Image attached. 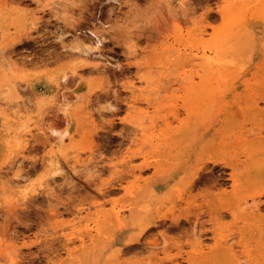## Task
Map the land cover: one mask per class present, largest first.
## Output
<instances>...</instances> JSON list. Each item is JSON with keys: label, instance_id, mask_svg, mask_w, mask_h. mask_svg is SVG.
Here are the masks:
<instances>
[{"label": "rangeland", "instance_id": "rangeland-1", "mask_svg": "<svg viewBox=\"0 0 264 264\" xmlns=\"http://www.w3.org/2000/svg\"><path fill=\"white\" fill-rule=\"evenodd\" d=\"M0 88V264H264V0H0Z\"/></svg>", "mask_w": 264, "mask_h": 264}, {"label": "bare ground", "instance_id": "bare-ground-1", "mask_svg": "<svg viewBox=\"0 0 264 264\" xmlns=\"http://www.w3.org/2000/svg\"><path fill=\"white\" fill-rule=\"evenodd\" d=\"M53 2H55V1H53ZM97 40H100L101 41V38L100 37H97ZM210 62V61H209ZM205 64V63H204ZM211 64H212V62H211ZM208 67H209V64H208ZM216 67V66H215ZM207 68V67H206ZM209 71H207V72H211L210 71V69H208ZM216 70V69H215ZM219 71V70H218ZM217 72V71H216ZM215 73V72H214ZM213 74V73H212ZM80 74L78 73V75L77 76H79ZM214 75H216V74H214ZM68 73L67 72H63V73H61L60 75H58V76H56V77H54V78H52V81L51 82H54L55 84L56 83H58V79H60V80H62L64 83H65V81L67 80V79H69L68 77ZM206 76H207V74H206ZM81 77V76H80ZM208 77V76H207ZM213 78H214V76H212ZM76 78V77H75ZM212 79V78H211ZM68 81V80H67ZM217 81V80H216ZM207 82H208V80H207ZM63 83V84H64ZM214 83V82H213ZM4 84V83H3ZM2 84V85H3ZM59 84H60V82H59ZM64 85H66V84H64ZM5 89L3 90V93H8V96L9 97H11V95H9L10 93H12V92H14V93H16V94H14V95H17V88H16V86L14 85V84H5ZM207 86V85H206ZM205 86V87H206ZM209 87V86H208ZM62 88V87H61ZM1 89V88H0ZM21 91V90H20ZM19 94V93H18ZM5 96H7V94L5 95ZM49 97H51L52 96V94L51 93H49V95H48ZM15 97V96H14ZM8 98V97H7ZM1 99V98H0ZM58 100H60L59 101V105H60V109L61 108H63L64 110H66V112L68 113V108H69V106H71V105H73L72 103H73V101L75 100V99H71V98H67L64 94L63 95H61V97H60V99H58ZM6 102V101H5ZM75 102V101H74ZM2 103V102H1ZM12 103V102H11ZM10 103V104H11ZM16 103H18V102H16ZM3 104V103H2ZM5 104V103H4ZM19 104H22V103H19ZM12 105H14V104H12ZM12 105H10L9 106V108H12L13 106ZM5 106V105H4ZM17 106V105H16ZM21 107V106H20ZM72 107V106H71ZM9 108H6V109H9ZM17 108V107H16ZM28 108H29V106H28ZM0 112H1V110H0ZM8 113H10V114H8L9 115V117H11V118H14V119H21L23 116H24V114H25V112H21V110H12L11 109V111L10 112H8ZM64 113V112H63ZM1 115H2V113H0ZM39 122V121H38ZM40 124V123H39ZM43 125V124H42ZM46 125V124H45ZM5 126H6V130H9L10 129V132L12 133L10 136V138H13L14 140H20V139H22V140H25L27 137H30L29 135H32V133H33V131H38V130H41L44 134L46 133L45 132V129H43L41 126H38V124H37V122L34 120V118H27V119H25V120H20V122H18V123H16V124H13V123H5ZM43 127H44V125H43ZM50 134V133H49ZM52 134V133H51ZM51 134H50V136H51ZM48 135V134H47ZM33 136V135H32ZM50 136H48L49 138H50V142H49V144H57L58 145V143H62V141H63V139H62V136H63V134H61L59 137H57V139L55 140V138L54 137H50ZM52 139H53V141H52ZM4 140V139H3ZM17 140V141H18ZM5 141V140H4ZM53 146V145H52ZM51 146V147H52ZM234 168V167H233ZM214 169V168H213ZM235 169V168H234ZM214 173V172H213ZM212 176H213V174H211ZM236 175H237V173H236ZM217 176V175H216ZM233 176V175H232ZM209 177V176H208ZM20 178H22L21 180L18 178V180H16V182H13V184H11V185H9L10 183H11V181H10V183H8L7 185H9L8 186V189L6 190V191H8L9 192V194H12V195H24L26 192H27V189H28V184H27V179L26 178H23V177H20ZM214 179H215V177H213ZM213 179V180H214ZM235 179V178H234ZM215 180H217V177H216V179ZM214 180V183L216 182ZM219 180V179H218ZM15 181V180H14ZM1 182V181H0ZM191 182V181H190ZM219 182H221V181H219ZM202 183V182H201ZM204 184V183H203ZM203 184H202V186H203ZM210 184H211V182H210ZM213 185V184H212ZM5 191V192H6ZM23 198H24V196H23ZM199 214V213H198ZM199 218L197 217V219L196 220H198ZM163 221H165V220H163ZM160 222V221H159ZM162 222V221H161ZM160 222V223H161ZM156 223H157V221H156ZM158 224V223H157ZM130 236V235H129ZM264 245V244H263ZM258 247V246H257ZM260 248H262L261 246H259ZM260 251H261V249H260ZM257 253H259V251L257 252ZM84 257V256H83ZM79 258V257H78ZM82 259V258H81ZM257 259V258H256ZM75 260V259H74ZM78 260H80V259H78ZM257 261V260H256ZM173 264H174V262H172Z\"/></svg>", "mask_w": 264, "mask_h": 264}, {"label": "snow or ice", "instance_id": "snow-or-ice-1", "mask_svg": "<svg viewBox=\"0 0 264 264\" xmlns=\"http://www.w3.org/2000/svg\"><path fill=\"white\" fill-rule=\"evenodd\" d=\"M60 112H64V115H67L66 110H64L63 108H61L59 111L54 110V109H50L47 113V121L49 122L47 124V129L49 131H52L54 135H67V131H63L61 132H57L54 129L60 127V125L63 123L62 118L60 116Z\"/></svg>", "mask_w": 264, "mask_h": 264}]
</instances>
